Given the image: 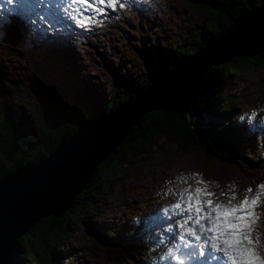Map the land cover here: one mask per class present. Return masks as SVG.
I'll list each match as a JSON object with an SVG mask.
<instances>
[{"label": "rangeland", "instance_id": "374dc122", "mask_svg": "<svg viewBox=\"0 0 264 264\" xmlns=\"http://www.w3.org/2000/svg\"><path fill=\"white\" fill-rule=\"evenodd\" d=\"M250 2L257 7L260 4L256 0ZM119 3L124 7L113 11L106 7L103 15L89 12L85 16L93 19L86 21L83 27L79 24L82 16L69 18L68 24L62 21L60 25L39 27L30 18L0 13V91L4 90L5 97L0 110L5 113L9 126H21L23 123L28 127L26 139H33L39 123L45 120L46 113L40 112L42 100L34 102L40 94L28 89L29 81L35 78L32 67L48 84L59 90L54 95L55 90L48 86L43 91H49L47 97L53 95L62 99L64 92H69L65 89H85L106 100L113 77L129 82L140 77L142 58L152 64L157 62L156 49L162 54L170 53L174 38L181 40L186 29L189 26L190 30L193 28L191 23L196 14L203 12V9L194 10L189 0H141L135 8L125 0H119ZM223 82V92L214 104L228 112L224 123L228 125L227 130L237 134L235 141L241 145L238 150L246 159L223 164L221 159L204 153L185 152L180 155L173 151L172 144L161 142L152 159L161 160L164 156L173 155L162 161L158 173L140 187V180H136L135 174L129 171L118 189V197L110 199L115 192L113 190L99 203L98 211L89 214V230L93 231L76 229L55 247L63 253L58 264H114L117 258L120 259L119 264H158L154 262L160 254L158 247L148 250V258L146 243L138 251L120 256L119 250L111 252L106 243L97 241L96 236L105 233V238L119 239L120 243L132 244L137 239L142 242L139 219L137 216L129 217L133 213L131 210L142 203L140 194L152 193L156 200L147 208L153 205L154 212L162 210L161 206L165 207L176 199L172 194L176 192L172 191L174 184H179L181 177H189L191 173H201L204 180L216 182L209 188L218 199L217 189L225 185H236V191L242 196L244 189L264 180V123L261 125L263 132L257 135L252 124L255 121L260 125L257 120L264 117V111H261L264 109V66L247 73H236ZM13 106L17 109L14 112ZM257 106L259 114L252 117L251 113ZM211 119L221 120L218 115L211 116ZM168 173H171L168 178L162 177ZM188 182L195 187L194 180L189 178ZM183 187L186 185L179 186ZM150 219L156 225L163 222L161 215L157 219L152 214ZM166 220L170 221L169 218ZM171 224L160 226L169 227ZM172 228L177 230L175 223ZM166 233L170 232L162 230L161 236Z\"/></svg>", "mask_w": 264, "mask_h": 264}, {"label": "trees", "instance_id": "16d2710c", "mask_svg": "<svg viewBox=\"0 0 264 264\" xmlns=\"http://www.w3.org/2000/svg\"><path fill=\"white\" fill-rule=\"evenodd\" d=\"M189 1L197 12L203 9V12L194 17L191 23L193 28L190 30L189 26L181 40L174 38L170 53L162 54L156 49L157 62L148 64L142 58L140 77L131 82L113 77L106 100L101 95L88 93L85 89H65L70 93L64 92L62 99L53 95L47 97L49 91H43L48 86L50 90H55L54 95L59 90L48 84L37 69L32 67L35 78L29 81L28 89L40 94L34 102L42 100L40 112L46 113V117L39 123V129L35 130V137L26 139L28 127L23 126V123L21 126H9L5 113L0 110V177L19 164L35 162L45 156L62 137L76 128L77 122L116 108L143 89L159 73L209 44L232 25L240 10L250 7V1L255 0ZM261 66H264V49L251 55L234 54L207 66L202 72L197 94L186 109L157 107L140 113L130 130L94 166L83 188L73 193L69 205L56 215L46 213L39 216L14 239L10 252L13 264H58L63 253H59L55 247L76 229L82 232L93 231L89 230V214H95L100 208L99 203L113 190L115 192L110 199L118 197V189L122 187V181L129 171L135 174L136 180H140V187L148 178L158 173L162 161L173 155L164 156L161 160L152 159L163 141L172 144L173 151L180 155L185 152L204 153L208 157L221 159L223 164L245 160L244 153L238 150L241 145L235 141L237 134L227 130L228 125L209 122L208 114L218 113L227 118L229 115L225 108L221 106L218 109L214 104L223 92V80ZM59 93L63 95L62 92ZM4 102V90H1L0 107ZM15 108L13 106L12 112ZM28 147H31V151ZM142 194L140 197L144 206L156 200L152 193ZM142 206L141 203L137 210ZM104 234L96 236L97 241L106 243L111 252L116 253L119 250L120 256H123L138 251L137 245L123 241L120 243L119 239H108ZM119 262L120 259L117 258L113 263Z\"/></svg>", "mask_w": 264, "mask_h": 264}, {"label": "water", "instance_id": "95a60500", "mask_svg": "<svg viewBox=\"0 0 264 264\" xmlns=\"http://www.w3.org/2000/svg\"><path fill=\"white\" fill-rule=\"evenodd\" d=\"M240 11L232 25L209 44L155 76L116 108L77 122L45 156L19 164L0 177V264H13L12 244L29 224L69 205L73 193L83 188L94 166L140 113L157 107L186 109L209 64L264 49V0L258 7Z\"/></svg>", "mask_w": 264, "mask_h": 264}, {"label": "snow or ice", "instance_id": "6c2138e0", "mask_svg": "<svg viewBox=\"0 0 264 264\" xmlns=\"http://www.w3.org/2000/svg\"><path fill=\"white\" fill-rule=\"evenodd\" d=\"M16 0H7L8 5ZM119 0H70V5H77L75 11L83 17L79 20L81 27L93 17L84 16L86 12L103 15L105 8L115 9ZM119 7H124L119 3ZM58 8L65 13L68 8L63 3ZM75 19V17H72ZM41 21L46 20L40 15ZM36 21L33 20V23ZM264 111V109H261ZM256 112L251 116L255 117ZM194 180L195 187L188 182ZM180 182L186 187L176 190L173 203L163 207V214L173 220L177 230L169 225L173 243L167 247L161 260L170 259L175 264H186L188 257L198 253L200 257L210 256L217 264H264V239L258 231L264 227L260 210L264 205V183L254 189L248 187L243 195L236 191V185H229V191H221L220 195L227 198L226 202L217 198L209 185L216 183L202 178L201 173H191L189 177H181ZM217 187H220L217 184Z\"/></svg>", "mask_w": 264, "mask_h": 264}, {"label": "bare ground", "instance_id": "6f19581e", "mask_svg": "<svg viewBox=\"0 0 264 264\" xmlns=\"http://www.w3.org/2000/svg\"><path fill=\"white\" fill-rule=\"evenodd\" d=\"M121 7H119V4H117V7L115 8V9H110L109 11H113V10H116V9H120ZM16 15V14H15ZM16 16H20V17H23V16H21V15H16ZM27 18V17H26ZM30 20L32 21V23H33V19H31L30 18ZM23 22H25V23H27L28 21H23ZM34 25H37V23L35 22L34 23ZM244 55H251V54H244ZM259 106H257L255 109H254V112H256L257 114H259V110H260V108L259 109H257ZM253 124V123H252ZM253 130H254V132H255V134L257 135V133H262L263 132V128H262V126L261 125H257L256 123H255V121H254V127H253ZM254 134V135H255ZM255 138V137H254ZM264 162V161H263ZM28 163H32V162H28ZM162 212V210H158V211H156V212H153V214H155V216H156V218L157 219H159V217H160V213ZM163 218V217H162ZM132 244H134V245H137V247H138V250L140 249V248H142L143 247V243L142 242H139L138 241V239L135 241V242H132ZM10 259V258H9Z\"/></svg>", "mask_w": 264, "mask_h": 264}]
</instances>
